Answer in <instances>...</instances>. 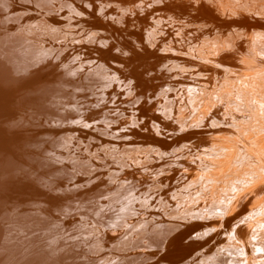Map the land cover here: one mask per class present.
Segmentation results:
<instances>
[{
	"label": "rangeland",
	"instance_id": "1",
	"mask_svg": "<svg viewBox=\"0 0 264 264\" xmlns=\"http://www.w3.org/2000/svg\"><path fill=\"white\" fill-rule=\"evenodd\" d=\"M0 1H1L0 2V7H1L0 8V54H1L0 55V113H1V116H0V160H2L4 156H5V159H6V158H10V156L12 155V156H14L13 159H12V161H11V159H8V160H9V162L11 161L13 163L16 162V164L18 163V167H16V164H15V166H14L15 169L16 168H21L22 170H24L26 168V170L31 171V173H33V174L35 172V174H34L35 176H34V178L32 177L33 179H31V183H28L30 187L29 188L27 187V188L28 189H32L31 193H29L28 195L24 194L25 192L22 191V190H16L15 189V191H18L19 192L18 195L17 194L14 195L13 193H10L11 196H7V195H9V192L8 191H10V190H8L7 192L5 191L6 189L1 190L3 192L5 191V192L4 193L3 192H0V197H1L0 198V204H1L0 205V218L3 217L2 215H4V213H5L4 216L6 217L7 216L6 214L11 215V212H16V210L17 211L18 210L19 211H22L23 213H26L27 211H30L29 213H31V212L32 213L33 212L35 213V212H37V210H39L40 207H42V208H40V210H42V212L44 211V213L46 212V215L50 216L49 218H51V219L48 218L47 219L48 221L46 219H45V221L44 220H41V223L38 221L41 224L40 227L38 226V228L42 231L43 235H44V233H46L42 237L44 239H47V241L49 239L48 237H51L49 239V241H51L53 238H55V239L57 238L56 240L58 241L55 244V247H52L51 246L52 248L49 249V250L52 251V252L50 251V254L52 255V259H53L52 262H51V264H55V262H54V261H56L55 259H57L56 263L59 260L61 261V262H58V264H65L66 263V262H64L65 260L68 261V262H69V260H71V263L70 262L69 263L67 262L66 264H72V263L73 264H79L80 261H81L80 264H82V262H83V264H91V263L96 264L97 261L99 262V263L97 262L98 264H103V263L104 264H112V263L113 264H120V263L121 264H127V263L128 264H137V263L138 264H157V263L158 264H214V263L215 264L216 263L217 264H234L235 263L234 262V259H236V258L239 259L240 257H243L242 259H245V260H247V259L250 258V260H248V264H256V263L257 264L258 263L261 264V262H260L259 259L262 257V254H264V250H263L264 249V246L262 248H258V246H259L258 243L261 242V239H260V236L257 235V232L259 231V233L262 234V232L264 231V228L263 227H261V228L258 227V228H256L257 229L256 230V229H254L255 228L254 225L256 224L257 221H260L261 219H263L261 217H264L263 216L264 215V212L263 213H258V214H260V215H258V214H255L254 211L263 202V200H264V193L263 194H260L259 196H256L257 198L256 197L255 198L257 200L255 198H252V197L249 198V199H247L246 200L247 203L244 202L245 204H247V206H245L244 203H243V206H238V209H235L236 211L235 210L231 211V213H230L231 216L229 215L227 218H224L223 221L221 219H219L220 217L217 218V214H219L218 212H212V211L211 212L210 211L208 212L207 210H205V209L203 210L202 209L203 213H202V211L199 213V211L201 210L200 207L202 205L201 204L202 202H208L207 199L209 200L212 197L213 198H218L219 196L222 197L223 195H225L226 193L229 192V190H230V188H229L230 185L229 184H231L234 180H236L237 177L240 178V177H243L244 176L243 175V173H244V167L236 159L239 156L243 155L244 153H247L249 150L252 152V150L249 147L247 149L246 146H244L245 145L244 142H242L243 141L242 138L245 137L244 136L245 133L244 132H242V133L239 132L238 135H233L232 132H234V134H235V132H236L235 130L236 129H234L232 127H229V126H222V127L220 126V127H212V128H205V127L200 126V128H198L199 126H197L195 124L197 121H194V120H197L198 117L201 114H198L197 115L198 117H197L195 114H197L198 111L196 112V110H195V112H194V110H193V112H192V108L190 109V107L186 104V101H187L188 97L186 95L187 93H185V92L186 91H189L188 89H189V87H191L190 84L192 83V86L193 87H191V88L193 90H194V87L195 86L202 85L201 87H199L200 90H201V88L204 85V87L206 88V91L208 92V95L210 97L212 95H214V96L217 95V97H220L221 99L224 100V102H222V104H220V106L223 107L222 109L216 110L217 113L214 112L215 110H212V112H208L209 114L211 113V114L217 115L218 118L219 117L220 118L223 117V119H225L226 122L227 121L229 122L231 120L230 118H235L236 119L238 117L237 120L239 122H241V124L239 126V130H245L246 128L252 129V127H253V131L256 132L257 134H259L258 132L264 131V130H261V128L264 129V127L262 126L264 123L261 122V121H259L257 119V117L254 115L256 113L255 112H252L251 113L248 110H246V108H248L249 105L248 106H244V109L243 110H241V109L238 108V107L241 106L240 104H245L246 102H247L246 104H248L251 100L250 99H247V97L244 98V99L242 98L241 101L235 99L236 96L239 95V94H240L239 95L240 97H244V96H246V95L249 94L247 91H244L245 89L243 87V84L239 82L238 85H240V86H238L237 85V83H238L237 81H235V82L231 81L229 84H224L222 86L220 84H217V77H215V76H210L208 78V83L202 84L201 81H200L201 83L200 82H195L194 83V82L191 81V79L187 78V80H186V77L184 78V77L181 76L182 78L177 83H175V85H177V88L178 89H179V87L182 89L181 92H180V90H177V91H179L181 94H184V95L181 96V94H180V95H177L176 96V95H174V93L171 94V95H169L170 93H168L165 96V98H169L171 100L174 99V101L176 102V105L178 104L179 107L180 106L182 107V105H184V109L185 110L182 109V111H181L182 112V115H180L181 112L178 111L179 110V107L177 106L178 107L177 110L175 109L173 111V115H172L174 119H171V118H167L166 119L164 116L161 115L162 114L161 111H159V108L161 107L159 105L161 103V100L163 101L164 98H163V96H161V94L157 90H158V88H163V87L167 88L168 85L167 86L162 85V84H160V82H157V81H155L153 83V82H151L149 80H143V82H142L141 79H140V81L138 82V84L136 86V89H137L136 90V94L138 93V94H141L143 96L144 99H142L140 102H141V105L142 106H145V108H146V110H144L145 108L142 107V113L141 114H142V118H144V119H142L141 125H137L136 126V125L129 124L128 129L126 131H127L128 136L132 135L133 137H128V138L123 137L122 139H119V138H115L114 139L113 138V139H110L109 140L106 137H103V135L98 134L96 130L93 131V129H92L93 127H87L86 126V125H88L87 123H85L86 125L80 123L82 121L81 119H83V118L84 119L87 118L85 120L86 122L91 121V118H88V114H89L88 112H84V111H81V110H80L79 113L74 112L75 114L72 115V116H70L69 117L70 119L68 118V119H66L67 120L66 121L63 118L64 120L62 119V122H61L60 120H58L56 118H51V117L49 118V116H50V114H49L50 112L49 111H46L45 110L46 111V113H45V111L42 110V109H39V108H31V107L26 109L25 104L22 101L19 102V100L21 98V95L20 94L26 92L29 95L31 91L33 93L35 91L41 90L46 85H53L55 82H57V79L54 76L55 75V72H54L55 67L57 66L58 62L61 64L62 63L61 61L63 59H65L69 54L75 53V54H73V57H68V58H72V59L75 58L76 62L81 63V62L78 61V59H77V57H75V55L76 54H80V53H84V52L86 54H89V52L92 51V49H90V47L86 44V41L84 39H81V38L73 39V33L76 34V30L80 27V25L79 24H76L72 28L66 27L64 25L61 28H57V27H54L53 24L59 25L60 23H62V22L64 23L65 21L67 22V24H72L76 20H65L64 17H61L60 15H58V13H61V12H55V13H49V14H42L41 10L39 8L34 7L33 5L29 4L28 3L29 1L27 2V1L22 0V2H24V3H22L21 0H19V2H18V0H7V1L6 0H0ZM67 1H70V0H67ZM1 4H3V5H1ZM42 17L46 18L48 21H50L52 23L48 22V23L44 24L39 19V18H42ZM76 18L78 20L79 17H76ZM80 23L83 24L84 26H90V25L96 23V20H85V19H82ZM38 25L42 29H44V25H46V27H48L49 30L53 29V27H54L55 28L54 31H56L58 33H62L63 31H69V32H72V33L67 36L68 39L65 41V43H60V42L54 40L53 38H51L49 36H45V35L43 36V35H41L40 34L41 31H39L40 29H39V26ZM27 26H29V27H27ZM24 28L27 29V30H25ZM26 32H28V33H26ZM37 32H39V33H37ZM16 33H18V34L15 35ZM13 36H15V41H14ZM29 37H31V39H29ZM15 42H16V45H15ZM20 42H21V44H20ZM5 43H7V44L5 45ZM22 43H24L23 45H25V43H28V45L26 44L25 45V48H24V46L22 45ZM30 43H34V44H30ZM2 44H3L4 47H7L6 49L8 50V52H7L8 54L4 52V51H6V49L3 46H1ZM37 44L42 45V47L39 49L38 47H36ZM12 45H13V47H12ZM20 45H22V46L20 47ZM15 46H16V48L18 50L17 52H15L16 51V48H14ZM45 46L46 47L52 46V47H50L52 50L50 51L49 49H47V52H48L47 53L46 50H44V48H43ZM22 47H23V50H22ZM28 48L31 49V50H28ZM13 49H15V50L13 51ZM33 49L34 50L36 49L37 51H34ZM26 50H28L30 53L28 51H26ZM11 51L13 53H16V54L18 53L19 55L18 54L17 55L15 54V55L18 56L19 58H20V54H22L21 56H25L26 55L27 58L30 55H32L34 57H38L39 60H37L35 62L37 65L36 64H33L34 66L32 65L31 67H26V69L27 68L28 69H27V71L25 69V71H26V73H25L24 69L21 68V67L24 68V65L21 64V62L24 61V59L22 58L21 61L17 57H16L17 58L16 59L15 56L13 55V53ZM31 52H33V53L31 54ZM34 52L36 53L37 56L35 55ZM37 52L38 53L41 52V54H38ZM43 52L44 53L46 52L45 53L46 55H48V54H50V55L48 57H45L46 55ZM151 55L154 56V57L156 55V59H158V61L161 60L162 57H163L161 55V53H157L155 55H153V53H152ZM43 57H45L44 60H43ZM54 57H55V59H54ZM46 59H48V62H47ZM83 60H82V62H83ZM7 61H9V62H7ZM39 61L42 62V63H40ZM5 62H7L8 65H6ZM51 62H53V63H51ZM13 63H15V67H12V64ZM42 65H44V66H42ZM253 65L255 66V64H253ZM16 66H20L19 67L20 69L19 68H16ZM37 66H40V67L38 68ZM254 66L248 65V67H250V68L247 69V70H249L250 73L257 74L258 73V70L255 69ZM29 68H30V70H29ZM6 69L8 71H10L11 69H13L14 70V73H15V69L17 70L16 74L12 73L13 74L12 76H13V78H15L14 80L16 81V82H14V84L13 83H10V82L9 83L8 82L6 83L7 79H6V77H4V75L5 76L8 75V73H7L8 71ZM40 69H44V70L42 71ZM5 70H6V72H5ZM27 73H29V74H27ZM31 74H32V77H31ZM52 75H53V77H52ZM25 76H26V79H25ZM26 80H27V83L25 82ZM31 81H33V82H31ZM37 82H38V84H37ZM178 83L180 85H178ZM35 84L37 85V87H36ZM186 84L187 85L188 84L190 85V86L188 85V89H187ZM195 84H197V85H195ZM33 85H35V87H33ZM47 87H45V89ZM191 88H190V91L192 92L193 90ZM115 92L117 93V99L122 102V104H119V105H123V106L128 105L129 104V100L130 99H133L136 96L135 93H133V92H127L126 90H124V88H121L120 89V87H118V88L116 87L115 88ZM194 92H195V90H194ZM194 92H192V93H194ZM197 92H198V96H200L201 95L200 92H202V90L201 91H197ZM124 93H127V94L130 93V94L127 95V94H124ZM10 94H12V95H10ZM46 94H47V92H46ZM173 96H175V97H173ZM183 96H185L186 99ZM126 97H128V98H126ZM200 97H203V96L201 95ZM200 97H199L198 103L200 102V99L203 100V98H205V97H203V98H200ZM124 98H126V99H124ZM146 98H148V99H146ZM180 98H181V103H180ZM230 101H231V103H230ZM182 102H184V103H182ZM154 103H156L157 105L154 104ZM209 103H211V102H209ZM225 103L226 104H229L230 106L227 108V106L224 105ZM22 105H23V107H22ZM185 106H187V107L185 108ZM200 107H201V105H200ZM27 110H28V112H27ZM30 110L31 111H35V113H37V114H35L34 112L31 113ZM148 110H150V111H148ZM13 111H15L16 113L13 112ZM205 111H206V108H205ZM222 111H223V113H221ZM23 113H25V114H23ZM199 113H200V111H199ZM16 115H19L20 117L19 116H16ZM122 115H124V113L121 111L120 114L119 113H116L113 116V118L114 119L116 118L117 119L116 121H118V122L121 121V120H127L128 119V116H125V115L122 116ZM175 115H177V116H175ZM21 116L22 117L24 116V118H22ZM29 116H30V118L28 119ZM186 116H187V118L189 117L188 118V122L191 121L193 123L186 122L185 129L184 128H181V127L179 128V123L175 121V118L178 119V118L184 117V119H185ZM232 116H235V117H232ZM15 119H17V121ZM40 119H42V120H40ZM49 119H50V121H49ZM155 119L159 122V126L156 124ZM208 119L210 121L211 118L208 117V115H206V116L204 115L202 120L203 121L205 120L204 123L207 124L208 123ZM11 120H15V121H12L11 122ZM30 120H32L33 122L30 121ZM59 121H60V123H59ZM4 122H5V124H4ZM15 122H17V123L15 124ZM7 123H8L7 126L10 127V128H8L6 126ZM36 123H38V124H36ZM149 123H150V125H149ZM201 123H202V121H201ZM252 123H255L259 127L258 126L251 125ZM39 124H41V125H39ZM56 124L58 125V127H57ZM189 124H193L194 126L191 125V127H193V128H191ZM12 125L13 126L16 125L15 128H13ZM144 125H146V126H144ZM153 125H156V127H154ZM187 125H189V126H187ZM40 126L41 127L43 126V128H41ZM91 126H93V124H91ZM48 127H50L49 130H48ZM143 127H146V128H143ZM23 128H24V130H23ZM37 128L38 129L41 128L40 131L39 130L37 131L36 130ZM52 129L55 130V131H53ZM67 129L71 130L73 133L71 131L67 130ZM28 130H31V131L33 130V133L31 131H28ZM41 130L42 131H44V130L46 131L47 130V131L46 132L44 131L41 134ZM24 131H26V132H24ZM74 131H75V134H76L75 136H74ZM160 131H161V133H160ZM189 131H191V132H189ZM49 132L52 133V134L50 135ZM55 132H56V135L54 134ZM65 132L67 133L66 135H64ZM158 132H159V135H158ZM37 133L40 134V136H38ZM25 134H27L26 137H25ZM29 134H31V135H29ZM196 134H197V136H196ZM229 134H231V135H229ZM47 135H49L50 138ZM52 135H54V136H52ZM182 135H185V136H182ZM64 136H66V137H64ZM231 136H232V138H231ZM238 136L239 137H242L241 138V141H240V139H238L239 138ZM13 137H16L15 138L16 140ZM23 137H24V139H23ZM33 137H34V139H33ZM179 137H181V138H179ZM182 137H183V140L184 141L182 140ZM206 137H209V138L206 139ZM223 137H225V138H223ZM12 138H13V140H11ZM46 138H47V140H42V139H46ZM71 138H73V139L70 140ZM210 138H211V140H210ZM7 139H9L8 142H7ZM105 139H107V140H105ZM204 139H205V143H204ZM221 140H224V141H221ZM28 141H30L29 143H31V141H32L33 144L32 143L29 144ZM35 141L38 143V145L35 144L36 143ZM72 141L75 144V145L73 144L74 146L71 144ZM103 141L104 142L106 141L109 144H112L113 143V144H115V146H117V144H120V143L121 144H125L128 141L139 143L138 144V146H139L138 148L139 149L141 148V150H138L137 155L141 159L138 162H133L132 163L133 160H131L130 158H125L126 160H128L127 162L130 161V164H128V165L127 164L126 165H122L120 163V161H118L117 159H115L114 161H112L114 159V157L113 156H110V158H111L110 159L109 156L106 155L107 154V150L109 149L110 145H106V147L108 149L106 147H103V145H104ZM15 142L18 143V144H16ZM183 142H185V143H189L190 142V143L194 144V146L191 145V146L187 147V145H186L185 148L187 147V149L185 150L184 146L182 145ZM199 142H203L204 144H207V145H209V142H210V144L215 143V144H213L214 147L216 145H220V146L223 145L222 147H225L226 149L228 147V149L225 151V152H227V156H226V153L225 152H221L222 155L217 156L216 159H215L214 156H211V157L208 158L207 156L203 155L202 153L200 154V149L196 146V144L198 145ZM240 142H242V143H240ZM50 143H51V145H50ZM140 143H141V145H140ZM216 143H218V144H216ZM12 144H13V146H12ZM19 144H21V145L19 146ZM48 144H49V146H47ZM150 144L156 145L158 147V149L156 151H154L156 155H152V158L151 157L150 158L147 157V155L150 152L147 153V152L142 151V148L145 145H150ZM7 145H9L8 148H7ZM35 145L36 146H39L40 145L41 149H40V147H36ZM1 146L4 147V148H2ZM14 146L15 147L18 146V147H16L17 149L13 150V148H15ZM54 146L55 147L57 146V148L58 147L59 148L58 149L57 148L55 149ZM23 147L25 148V150H24ZM177 147H180V148H177ZM18 148H19V150H18ZM22 148H23V150H22ZM72 148H74V149H72ZM171 148H173V151H172ZM196 148H197V150L199 152L196 151ZM7 150H9V151H7ZM16 150H18L20 152V154ZM45 150L47 151L46 153H45ZM246 150H248V151H246ZM51 151H52V153H51ZM195 151L198 152L200 155L199 154H195ZM26 152L27 153L30 152V153L27 154ZM56 152H60V153H56ZM3 153H4V155H3ZM9 153H10V156H9ZM55 153L57 154V156H55L56 155ZM29 154H33V155L32 156L30 155L28 157ZM37 154H39L38 155L39 158L41 157L40 159L37 157ZM251 154H253V152ZM34 155H35V157H34ZM144 155H146V156H144ZM190 155H191V157H188ZM1 156H3V157H1ZM174 156H176L177 158L174 157ZM24 157H26V158L28 157V158L26 159ZM42 157H44V158H42ZM45 157H47V158H45ZM218 157H220V158L218 159ZM29 158H31L33 161L30 160ZM158 158H159V160H158ZM5 159H3L0 162L3 163V161ZM23 159H25V160L23 161ZM54 159H55V161H54ZM56 159H57V161L59 159V162H56ZM88 159L90 161V165H89V161H87ZM60 160H61V162H60ZM71 160H73L74 163ZM200 160H201V162H200ZM48 161H49V163H48ZM25 162H26V164H25ZM29 162H31V164H32L33 167L31 166V164ZM38 162H39V165H38ZM207 162H208V164L210 166V169H208L206 171L205 170V167L203 168V166ZM13 163H10V164L13 165ZM199 163H201V164H199ZM10 164H8V165H10ZM19 164H20V166H19ZM21 164H23V165H21ZM27 164H28V166L26 167ZM33 164H36V165H33ZM87 164L89 165V168H88V165ZM45 165H46V167H45ZM58 165H59V167H58ZM85 165H87V166H85ZM51 166H52V168H51ZM216 166H218V168ZM36 167H39L38 170H37ZM42 167H44V168H42ZM82 167H85V169L83 170ZM14 168L13 169L12 168H9V169H12L14 171V174L11 175L12 177L10 179L7 178V180H6L7 183H8V181H11L13 179L17 180V177L20 178L24 174L23 172H22L23 174L20 171L18 172V170L15 171ZM32 168H33V170H32ZM46 168H50V169H47L48 170L47 171ZM53 168H54V171H53ZM70 168L73 169V172H72V170H70ZM74 168L76 170L79 169V170H77L78 172ZM58 169H60L59 172H58ZM36 171H38V172H36ZM68 171H69V173H68ZM159 171H161V172H159ZM179 171H182V172H179ZM57 172H58L59 176L62 177V179L58 176ZM62 172H64V173H62ZM76 172H77V174H76ZM36 173H37L38 176L36 175ZM73 173H75V174H73ZM20 174H22V175H20ZM33 174H32V176H33ZM41 174H42V176H41ZM44 174H45V176H44ZM49 174H51V175L53 174V175L52 176H49ZM55 174H56V176H54ZM65 175H67V176H65ZM74 175H76L75 178H74ZM108 175H109V177H108ZM204 175H205V178L203 177ZM39 176H40L39 180L42 178L40 180V182H39V180H37L38 179L37 177H39ZM209 176H210V178L211 177H214V179L211 178V180H210ZM64 177H66V179ZM196 178H198V179H196ZM181 179H182V181H181ZM44 180L45 181L47 180L46 181V185L44 183L45 182ZM86 180L90 184H88L86 182ZM129 180H132V181L136 180L135 182L137 184H139V182H141L143 184L144 183H153V184L157 185L159 188H157L158 191H157V189H155V190L154 189L153 190L148 189L145 192L146 194L144 193L145 196H146V198H147L145 202L141 201L142 199H139L138 200V199L135 198L134 201L130 204L131 206H133L135 208V209L133 208L135 211H132V213L131 212H128L129 214L126 212L125 216L123 217L124 219H122L121 222L118 221V223H117L114 220V217H113V216H115L114 210H111V209H109V207H107V203L109 201V199L107 198V195L109 194V192L112 189H114L115 186H117V185L119 186L121 183H124V184L126 183L124 186H126V188H127V184H128L127 181H129ZM188 180L189 181L194 180V184L191 185L192 187H189L188 186V189L184 190L185 191L184 192L182 190L184 188H182V187H183L184 183L186 181H188ZM41 181H44V182H41ZM82 181H83V183H82ZM122 181H124V182H122ZM172 181H174V182H172ZM53 182H54L55 186L53 185ZM164 182H167V184L164 185L165 184ZM198 182H200V183H198ZM161 183H164V184H162L163 186L161 185ZM187 183H185V184H187ZM64 186H66V187H64ZM76 186H80V187L77 188ZM81 186H82V188H81ZM193 186H195V187H193ZM62 187H63V193H60V192H62V189H61ZM67 187H70L71 190L69 188H67ZM27 188H24V189H27ZM54 188L55 189L58 188V189L55 190ZM64 188H66V189H64ZM101 188H102V190L103 189L104 190L106 189V191H104V190L102 191ZM174 189L177 190V192H180L181 194H176V196H174L175 195L174 194L175 193L174 192ZM78 190H80V191H78ZM15 191H14V189H12L10 192L16 193ZM43 191H44V194H43ZM57 191H58V193H57ZM64 191H65V194H64ZM74 191H76V192H74ZM225 191H226V193H225ZM104 192H106V193H104ZM155 192H157V194ZM1 193L3 195H1ZM38 193H40V194H38ZM83 193H84V195H82ZM151 193H153V194H151ZM37 194H38V196H37ZM189 194L191 196H193L194 198H192L191 196L189 197ZM67 195L69 197H77V196L82 197L83 198L82 199L83 202H85L88 205L89 208H83L82 209L79 206H76V208H75L74 206H72L70 204L67 205L66 204L67 203L66 202V197H68ZM150 195H151V197H150ZM180 195L182 197H180ZM183 195H185V196H183ZM187 195H188L189 198L187 197ZM2 196H4L5 198L2 197ZM157 196H161L162 199L165 197L164 200L167 201V202H165V201L162 200V203L159 204L158 206H156L157 205L156 203H158V202L157 201H154L155 200L154 198H157ZM209 196H211V197L209 198ZM11 197H12V199H15V200L11 201L12 200ZM30 197L32 198V200H31ZM56 197H57V199H56ZM34 198L36 199V201H35ZM62 198H63V200H62ZM23 199L24 200H27V201L30 200L33 203L36 202L37 204H39V205L42 204V205L39 208H37L36 206L35 207L30 206L31 207L30 208V207H28V205H24V204H23V206L19 205L17 207V204L18 203L26 202ZM37 199H38V202H37ZM198 199H200V200H198ZM3 200H5V201H3ZM55 200H57V201H55ZM59 200H61V201H59ZM6 201H8V203ZM9 201H10V203H9ZM90 201H92V202H90ZM140 201H141V204H139ZM148 201H149V203H148ZM13 202H14V204H13ZM187 202H189V203H187ZM60 203H62V204H60ZM95 203H96V205H95ZM167 203L168 204L170 203L169 206H168ZM199 203H200V206H199ZM15 204H16V206H15ZM90 204H92V205H90ZM148 204H150V205L147 206ZM2 205L4 206V208H3ZM151 205L153 206V208H151L152 207ZM24 206H25V208H28V209H25ZM90 206H91V208H90ZM104 206H106L107 209ZM172 206H174V207L176 206L177 208L175 207V209L173 211ZM187 206L189 208H191V209L186 208ZM19 207H20V209H18ZM22 207L24 208V210H23ZM139 207H140V209H139ZM169 207H170V209H169ZM242 207H245V208H243L244 210L242 209ZM43 208H44V210H43ZM54 208H56V210ZM57 208H60V209H57ZM103 208H105L106 210L103 211L102 210ZM194 208L196 210H198V211H196ZM239 208H241L240 209L241 211H239ZM10 209H12V210H10ZM72 209H73V211L71 212ZM80 209H81V211H80ZM182 209H184V211L186 210L187 213L184 212ZM5 210H7L8 213H7V211L5 212ZM166 210H168V211L165 214ZM187 210L190 211V213ZM191 210H192V212H191ZM58 211H61L62 213L61 212H58ZM78 211H79V213H77ZM137 211H138V213H137ZM51 212H53V214L55 213V215L57 214V216H54ZM173 212H175L176 214H174ZM29 213L27 212V214H29ZM59 213L62 214V215H60ZM201 213H202V215H201ZM246 213H248V214H246ZM63 214H64V216H63ZM70 214H72V215L74 214V215L72 216ZM107 214H108V217H107ZM111 214H112V216H110ZM170 214L173 217L170 216ZM189 214H191V215H189ZM30 215H32V214H30ZM66 215H69V218L70 219H68V216H66ZM205 215H206V217L207 216L208 217L206 218ZM212 215L213 216H216V219H214L215 217L212 218ZM109 216L112 217V219ZM134 216H136V218ZM246 216H249L250 218L249 217H246ZM99 217L102 218V220H104V221H101V219H99ZM179 217H180V219H179ZM238 217H239V219H238ZM181 218H184V219H181ZM244 218L246 220H244ZM94 219H95V221H93ZM108 219H111V220H108ZM50 220H51V222H50ZM65 220H67V222ZM123 220L124 221H127V222H124ZM141 220H142V222H141ZM59 221H61L62 224ZM106 221H108V222H106ZM251 221H253V222H251ZM4 222H6V219L4 220ZM4 222H2V223H4ZM43 222H45L46 224L48 223V226L49 227L45 223L43 225ZM74 222L75 223L77 222V223L75 224ZM80 222H81V224H80ZM90 222H92V223L89 224ZM144 222H145V224L142 225V223H144ZM63 223H66L65 226H63L64 225ZM108 223H109V225H106ZM133 223H135V225ZM136 223H137V225H136ZM159 223L161 225H158ZM237 223H239V224H237ZM240 223H241V225H240ZM131 224H132L133 227L131 226ZM42 225L43 226L46 225L47 227H45V228H50L51 227L52 229L51 230L50 229H46V230H50L47 233L46 230H45V228ZM91 225H93V226H91ZM104 225H105V227H101V226H104ZM236 225H239V226H236ZM246 225L248 227H246ZM68 226L70 227V229L71 228L72 229L69 230V227ZM125 226L127 228H125ZM166 226H169L170 228H168V227L166 228ZM1 227H3V224L0 223V228ZM75 227H76V229H75ZM86 227H87V229H86ZM88 227H92V228H88ZM93 227H94V229H93ZM145 227H147L146 230H148V231L145 230ZM53 228H54V230H53ZM81 228H83V229L81 230ZM110 228H112V229H110ZM140 228H142V229H140ZM233 228H235V229H233ZM88 229L91 230L90 231L91 235L94 233V231H95L96 234L94 233L92 236L89 235L90 233H89ZM128 229H130V230L128 231ZM155 229L158 230L156 233H161V230H162V233H163L165 229H167V230L168 229H171V230L173 229L174 231L173 230L172 231L171 230L170 231L168 230L169 232L166 233L167 235H166L165 241H164V238L163 239H161V238L158 239L160 236L159 237H156V239H155L154 237H152L150 235V234L153 233V231ZM159 229H160V231H159ZM76 230H77V233H76ZM233 230L234 231L236 230V232H237V234L239 236L236 235V233H234L235 234V236H234ZM51 231L53 232V234H52ZM73 231H74V233H73ZM131 231H133V232H131ZM70 232H71V234H70ZM85 232L86 233L88 232V233L85 234ZM97 232L100 234V236L98 235ZM125 232H127V233H125ZM246 232H248V233H246ZM59 233H60V235H59ZM68 233H69V235H67ZM111 233H114V234H111ZM141 233H142V235H141ZM47 234L48 235H51V236H47ZM246 234H248L247 235L248 236V239L246 237ZM59 237H63V238H59ZM81 237L84 238V239H82ZM88 237H89V240H88ZM115 237H116V239H115ZM239 237L242 240L241 239H238ZM123 239L124 240L126 239V241H124ZM138 239H139V241H138ZM140 239H142V240H140ZM149 239H151V240H149ZM63 240H64V243L62 242ZM69 240L72 241L73 243L70 242ZM129 240H130V242H129ZM157 240H160V241H157ZM59 241L62 242V243H60ZM66 241L68 242L69 245L67 244ZM78 241H79V245H78ZM127 241H128V243H127ZM140 241L141 242L143 241V242L141 243ZM151 241H153V243ZM240 241H243V242L245 241L244 242L245 245H243L244 243L243 242H240ZM247 241H249V242L247 243ZM120 242H122L121 243V246L122 247L120 246ZM145 243H148V245L146 246ZM158 243H160V245ZM161 243H163V244L161 245ZM246 243H247V245H249V247L246 246ZM124 244H126V246H129L130 245L129 246L130 249L128 247H125ZM138 244H140V245H138ZM80 245L81 246L84 245V247H81V248H85V250L84 249H81L80 248ZM112 245H114V246L112 247ZM123 245H124V247H123ZM135 245H136V247L138 245V248H136ZM230 245H231V248L229 247ZM239 245H240L241 248L237 249L236 247H238ZM57 246H59V248L61 250H59V248H57ZM75 246H76V249H75ZM152 246H154V247L152 248ZM242 246H244L246 248H244ZM68 247L71 248V249H69ZM247 247L250 248V249H248ZM86 248L88 250H86ZM126 248L129 249L128 250V253L125 252V251H127ZM132 248H133V250H132ZM108 249L111 250V251H109ZM243 249L246 250L245 251L246 253H244V250ZM232 250L237 255L235 253H233ZM76 251L78 253H76ZM79 251H80V253H79ZM73 252L76 253V254H74ZM82 252H84V253H82ZM134 252H135V256L134 255L132 256V254H134ZM69 253H72V254H69ZM137 253H138V255H137ZM248 253H251V254L253 253L252 254L253 256L251 254L248 255ZM64 254L65 255L69 254L71 256H69V258H68V255H67L66 256V259H65V255ZM90 254H92V255H90ZM218 254L219 255L221 254L222 256L223 255L224 256L222 257V256H219ZM226 254H228V255H226ZM75 255H77V257ZM127 255H128L129 258H130V256H132L131 257L132 259L130 258V260H129V258L127 257ZM232 255H233V257H232ZM56 256H57V258H56ZM58 256H59V258L61 256L64 259H62V258L59 259ZM73 256H74L75 259L73 258ZM83 256H84V258H83ZM217 256H219V257H217ZM257 256H259L260 258L259 259H255V258H257ZM133 257L134 258H137V260L134 259ZM221 257L223 258L222 261H221ZM70 258H72L73 261L75 260V262H72V259H70ZM107 259H109V260H107ZM138 259H139V261H138ZM91 260L94 261L95 263L92 262ZM101 260H103V261H101ZM140 260H142V261H140ZM145 260H146V262H144ZM130 261H131V263H130ZM134 261L135 262L137 261V262L135 263ZM219 261H221V262H219ZM245 264H247V263H245Z\"/></svg>",
	"mask_w": 264,
	"mask_h": 264
},
{
	"label": "bare ground",
	"instance_id": "2",
	"mask_svg": "<svg viewBox=\"0 0 264 264\" xmlns=\"http://www.w3.org/2000/svg\"><path fill=\"white\" fill-rule=\"evenodd\" d=\"M7 1V0H6ZM24 1H29L28 3L33 5L34 7H37L41 10L42 14H49V13H55V12H61L58 13V15H60L61 17H64L65 20H76L74 23L72 24H67V22L65 21L64 23H60L59 25H54V27L57 28H61L64 25L66 27L72 28L73 26H75L76 24H79L80 27L76 30V34L73 33V39H77V38H81L84 39L86 41V44L90 47V49H92L91 52H89V54L84 53H80V54H76L75 57H77L78 61L81 63L76 62L75 58H68V57H73V54H69L65 59H63L61 62L63 63H59L57 64V66L55 67V77L57 79V82H53V85H46L45 87H47L45 89L42 88L41 90L35 91L32 93V91L30 92V94L28 95L26 92L20 94L21 98L19 100L22 101L25 106L26 109L27 108H39L42 110H46L49 111L50 116L49 118H56L58 120H60L62 122V119L64 118L65 120L68 119L70 116L74 115V112L79 113L80 110L84 111V112H88V118H91V121L86 122L85 120L87 119H81L82 121L80 123L85 124L87 123L88 125H86L87 127H93V131L96 130L98 134L103 135V137H106L107 139H115V138H119L122 139L123 137L128 138V137H133L132 135L128 136L127 134V129L129 124L131 125H141L142 122V107L145 108V106L141 105V100L144 99L143 96L141 94H136V86L138 84V82L141 81L143 82V80H149L151 82H160V84L165 85L168 87L165 88H158L157 91H159V93L161 94V96H163L164 100H161V103L159 106H161L159 108V111H161V115L164 116L166 119L167 118H173V111L179 107V105H176V102L174 101V99H169V98H165V96L170 93L169 95L173 94L174 95H180L182 89L179 87V89L177 88V85H175V83H177L182 77H186L191 79L192 82H202V84L208 83V78L210 76H215L217 77V84L220 85H224V84H229L231 81L235 82L237 81V85L240 83L243 84L244 87V91H247L249 94L244 96V97H240L239 95L236 96L235 99L240 100L243 98L250 99L251 101L248 104H240L241 106L238 107L239 109L243 110L244 106H248V108H246V110H248L249 112H255L256 114H254L257 119L261 122L264 123V0H24ZM1 2V1H0ZM19 2V0H18ZM22 2V0H21ZM4 3V2H3ZM24 3V2H22ZM3 5V4H1ZM8 7V6H7ZM1 8V7H0ZM6 8V7H5ZM2 12V11H1ZM76 17H79L78 20ZM3 18V17H2ZM44 24L50 22L48 21L46 18L42 17L39 18ZM85 19V20H96V23L90 25V26H84L83 24H81V20ZM29 23V22H28ZM52 23V22H50ZM28 25V24H27ZM22 26V25H21ZM39 26V25H38ZM29 27V26H27ZM49 30L48 27H46V25H44V29H42L39 26V31H41V35H45V36H49L51 38H53L54 40L60 42V43H65V41L68 39V35L71 34L72 32L69 31H63L62 33H58L56 31H54V28ZM20 28V27H19ZM38 28V27H37ZM25 29V28H24ZM27 30V29H25ZM84 32V33H83ZM28 33V32H26ZM39 33V32H37ZM18 33H16L15 35H17ZM31 34V33H30ZM29 35V34H28ZM12 36V35H11ZM33 36V35H32ZM38 36V35H37ZM36 36V37H37ZM35 37V38H36ZM14 41H15V36H13ZM12 39V38H11ZM29 39H31V37H29ZM159 39V40H158ZM33 40V39H32ZM26 41V40H25ZM24 41V42H25ZM27 42V41H26ZM29 42V41H28ZM4 44V43H3ZM3 44L1 46H3ZM7 43H5L6 45ZM21 44V42H20ZM24 43H22L23 45ZM28 45V43H25V45ZM30 44H34V43H30ZM9 45V44H8ZM16 45V42H15ZM20 45V47L22 46ZM25 45L24 48H25ZM18 46V45H17ZM35 46V45H34ZM33 46V47H34ZM4 47V46H3ZM11 47V46H10ZM13 47V45H12ZM19 47V46H18ZM36 47H38L39 49L42 47V45L37 44ZM49 47H43L44 50L49 49L50 51L52 50ZM2 48V47H1ZM5 49L7 47H4ZM16 48V46L14 47ZM31 48V47H30ZM42 48V49H43ZM10 50V49H9ZM15 49H13L14 51ZM23 50V47H22ZM28 50H31L28 48ZM26 50V51H28ZM34 50V49H33ZM2 51V50H1ZM17 48L16 51L17 52ZM34 51H37L36 49ZM40 51V50H39ZM5 53L8 52V50L6 49V51H4ZM12 52V51H11ZM29 52V51H28ZM45 52V53H46ZM13 53V52H12ZM20 53V52H19ZM30 53V52H29ZM33 52H31L32 54ZM35 53V52H34ZM38 53V52H37ZM44 53V52H43ZM44 53V54H45ZM48 53V52H47ZM52 53V52H51ZM71 53V52H70ZM153 53V55L157 54V53H161V55L163 56L161 60L158 61V59H156V55L155 57L152 56L151 54ZM8 54V53H7ZM16 53H13V55L15 56V58L17 57L18 59H20V61L22 60V58L24 59V61L21 62L22 65H24V68L21 67L22 69H26V67H31L33 64H36L35 62L38 59V57H34L32 55H30L28 58L25 56H21L22 54H20V58L18 56L15 55ZM28 54V53H27ZM38 54H41L38 53ZM1 55V54H0ZM3 55V54H2ZM5 55V54H4ZM12 55V56H13ZM19 55V54H18ZM24 55V54H23ZM34 55V54H33ZM36 55V53H35ZM46 55V54H45ZM50 54L46 55L45 57H48ZM11 56V57H12ZM37 56V55H36ZM43 57V60L44 58ZM53 57V56H52ZM16 58V59H17ZM40 58V57H39ZM80 58V59H79ZM82 58V59H81ZM14 59V58H13ZM55 59V57H54ZM84 59V60H83ZM48 62V59H46ZM52 60V59H51ZM83 60V62H82ZM15 61V60H14ZM56 61V60H55ZM9 62V61H7ZM6 63V65H8ZM17 62V61H16ZM19 62V61H18ZM40 62V61H39ZM42 63V62H40ZM53 63V62H51ZM4 64V63H3ZM10 64V63H9ZM45 64V63H44ZM255 64V66L253 65ZM5 65V64H4ZM37 65V64H36ZM248 65H252L255 67V69L258 70L257 74L254 73H250L249 69L250 67H248ZM34 66V65H33ZM44 66V65H42ZM41 66V67H42ZM55 66V65H54ZM12 67H15V63L12 64ZM20 66H16V68H19ZM36 67V66H35ZM34 67V68H35ZM38 68L40 66H37ZM46 68V67H45ZM48 68V67H47ZM20 69V68H19ZM28 69V68H27ZM26 69V71H27ZM32 69V68H31ZM54 69V68H53ZM7 70V69H6ZM5 70V72H6ZM30 70V68H29ZM40 70H44V69H40ZM46 70V69H45ZM8 71V70H7ZM23 71V72H24ZM25 71V73H26ZM17 70L15 69V73L14 70L11 69L10 71H8V75H4V77H6L7 81L6 83L10 82L13 83L16 82L13 78V74H16ZM21 72V71H20ZM34 72V71H33ZM36 72V71H35ZM37 73V72H36ZM218 73V74H217ZM18 74V73H17ZM21 74V73H20ZM29 74V73H27ZM33 74V73H32ZM31 74V77H32ZM41 74V73H40ZM39 74V75H40ZM50 74V73H49ZM53 74V73H52ZM24 75V74H23ZM45 75V74H44ZM51 75V74H50ZM19 76V75H18ZM17 76V77H18ZM42 76V75H41ZM182 76V77H181ZM20 77V76H19ZM23 77V76H22ZM53 77V75H52ZM29 78V77H28ZM183 78V79H184ZM23 79V78H22ZM26 79V76H25ZM41 79V78H40ZM47 79V78H46ZM18 80V79H17ZM31 80V79H30ZM50 80V79H49ZM37 81V80H36ZM39 81V80H38ZM27 83V80L25 81ZM33 82V81H31ZM200 82V83H201ZM4 84V83H3ZM38 84V82H37ZM47 84V83H46ZM171 84V85H170ZM190 84V83H189ZM188 84V85H189ZM9 85V84H8ZM26 85V84H25ZM36 85V84H35ZM35 85H33V87H35ZM42 85V84H41ZM178 85H180L178 83ZM188 85L187 89H188ZM191 87L192 83L190 84ZM189 85V86H190ZM197 85V84H195ZM194 85V86H195ZM207 85V84H206ZM6 86V85H5ZM20 86V85H19ZM29 86V85H28ZM27 86V87H28ZM202 85H197L194 87V90L189 87V91L190 88L193 90L192 93L191 91H186L185 93H187V101L186 104L190 107V109L192 108V112L194 110H196V112L198 111L197 114H195L196 116L198 114H201L197 120L195 124L197 126H199L198 128H200V126L205 127V128H212V127H222V126H229L232 127L234 129H236L235 134L234 132L233 135H238V133H245V137H239L238 139L242 138V142H244V146H246V148L248 149V147L252 150L253 154H251L252 152L248 151L247 153H244L243 155L239 156L236 160H238L239 163H241L244 167V173H243V177H237L236 180H234L230 185V190L228 193H226L225 191V195H223L222 197H218V198H210L211 196H209V200L207 199L208 202H202L201 207H200V211L199 213L202 211V209L207 210L208 212L212 211V212H218L219 214H217V218L220 217L219 219H221L223 221L224 218H227L231 211L238 209V206H243V203L246 202L247 199L249 198H255L256 196H259L260 194L264 193V131H260L258 132L259 134H257L256 132L253 131V127L252 129L246 128L245 130H239V126L241 124V122H239L237 120V118H230L231 120L227 123L225 119L222 118H218L217 115L214 114H209L208 112H212V110H215L214 112L217 113L216 110L218 109H222L223 107L220 106V104H222V102H224L223 99H221L220 97H217V95H212L211 97L208 95V92L206 91V88L203 87L201 88L202 92L201 95L203 97L198 96V92L197 91H201L199 87H201ZM240 86V85H238ZM17 87V86H16ZM31 87V86H30ZM37 87V85H36ZM120 87L124 88V90H126L127 92H133L136 94V96L133 99L129 100V104L128 105H119L122 104V102L120 100L117 99V93L115 92V88ZM161 87V86H160ZM23 88V87H22ZM25 88V87H24ZM205 88V89H204ZM26 89V88H25ZM35 89V88H34ZM32 90V89H31ZM177 90H180L177 91ZM239 90V89H238ZM18 91V90H17ZM29 91V90H28ZM156 91V92H157ZM185 91V90H184ZM23 92V91H22ZM47 92V94H46ZM148 92V91H147ZM155 92V93H156ZM127 94V93H124ZM130 94V93H129ZM127 94V95H129ZM12 95V94H10ZM184 94H181V96ZM189 95V96H188ZM15 97V96H14ZM169 97V96H168ZM175 97V96H173ZM185 97V96H183ZM182 97V98H183ZM199 97L203 98L200 99L199 101ZM19 98V97H18ZM17 98V99H18ZM128 98V97H126ZM124 98V99H126ZM148 99V98H146ZM184 99V98H183ZM186 99V97H185ZM202 100V101H201ZM246 100V99H245ZM184 101V100H183ZM13 102V101H12ZM18 102V101H17ZM144 102V101H143ZM211 102V103H209ZM147 103V102H146ZM180 103H181V98H180ZM184 103V102H182ZM231 103V101H230ZM20 104V103H19ZM27 104V105H26ZM145 104V103H144ZM156 104V103H154ZM201 107H200V105ZM21 105V104H20ZM139 105V106H138ZM148 105V104H147ZM157 105V104H156ZM225 106H227V108L230 106L229 104H224ZM239 105V104H238ZM24 106V107H25ZM178 106V107H177ZM23 107V105H22ZM187 106H185L186 108ZM206 108V111H205ZM3 109V108H2ZM182 109H184V105H182V107H179V112L182 111ZM208 109V110H207ZM32 110V109H31ZM30 110V111H31ZM36 110V109H35ZM146 110V108L144 109ZM185 110V109H184ZM187 110V109H186ZM29 111V112H30ZM45 111V113H46ZM121 111L124 113L125 116H128L127 120H121V121H116L117 119L113 118V116L116 113H121ZM150 111V110H148ZM200 111V113H199ZM224 111V110H223ZM223 111L221 113H223ZM15 112V111H13ZM28 112V110H27ZM35 111H31V113ZM41 112V111H40ZM185 112V111H184ZM236 112V111H235ZM16 113V112H15ZM22 113V112H21ZM42 113V112H41ZM191 113V112H190ZM239 113V112H238ZM25 114V113H23ZM37 114V113H35ZM40 114V113H39ZM48 114V113H47ZM180 114V113H179ZM193 114V113H192ZM245 114V113H244ZM243 114V115H244ZM3 115V114H2ZM31 115V114H30ZM122 115V116H124ZM182 115V112L181 114ZM194 115V114H193ZM208 115V117H210V121L208 119V123L205 124L203 119V116ZM235 115V114H234ZM1 116V113H0ZM19 116V115H16ZM15 116V117H16ZM44 116V115H43ZM46 116V115H45ZM48 116V115H47ZM177 116V115H175ZM190 116V115H189ZM195 116V117H196ZM223 116V115H222ZM20 117V116H19ZM22 117V116H21ZM196 117V118H197ZM235 117V116H232ZM10 118V117H9ZM18 118V117H17ZM24 118V116L22 117ZM26 118V117H25ZM30 118V116L28 117V119ZM73 118V117H72ZM76 118V117H75ZM82 118V117H81ZM189 118V117H188ZM188 118L186 116V118L184 119V117L182 118H175V121L179 123V128H184L185 129V125L186 122H188ZM48 119V118H47ZM63 119V120H64ZM70 119V118H69ZM78 119V118H77ZM256 119V120H257ZM2 120V119H1ZM17 121V119H15ZM15 120H11L15 121ZM39 120V119H38ZM42 120V119H40ZM243 120V119H242ZM3 121V120H2ZM10 121V120H9ZM32 121V120H30ZM29 121V122H30ZM35 121V120H34ZM37 121V120H36ZM50 121V119H49ZM48 121V122H49ZM53 121V120H52ZM57 121V120H56ZM59 121V123H60ZM67 121V120H66ZM88 121V120H87ZM202 121V123H201ZM6 122V121H5ZM4 122V124H5ZM24 122V121H23ZM33 122V121H32ZM54 122V121H53ZM156 124L159 126V122L155 119ZM191 122V121H190ZM188 122V123H190ZM249 122V121H248ZM17 122H15L16 124ZM51 123V122H50ZM71 123V122H70ZM152 123V122H151ZM193 123V122H191ZM227 123V124H226ZM245 123V122H244ZM38 124V123H36ZM91 124H93V126H91ZM148 124V123H147ZM153 124V123H152ZM8 125V123L6 124V126ZM41 125V124H39ZM51 125V124H50ZM57 125V124H56ZM150 125V123H149ZM190 127L193 124H189ZM187 125V126H189ZM195 125V126H196ZM243 125V124H242ZM251 125L253 126H258L255 123H252ZM261 125V124H260ZM5 126V127H6ZM10 126V125H9ZM13 126V125H12ZM16 126V125H15ZM15 126H13V128H15ZM18 126V125H17ZM34 126V125H33ZM135 126V127H136ZM146 126V125H144ZM154 127H156V125H153ZM184 126V127H183ZM194 126V125H193ZM264 127V124L262 125ZM261 126V127H262ZM8 127V126H7ZM24 127V126H23ZM26 127V126H25ZM31 127V126H30ZM41 127V126H40ZM47 127V126H46ZM58 127V125H57ZM73 127V126H72ZM71 127V128H72ZM189 127V128H190ZM259 127V126H258ZM10 128V127H8ZM21 128V127H20ZM43 128V126L41 127ZM40 128V129H41ZM50 127H48L49 130ZM138 128V127H137ZM146 128V127H143ZM153 128V127H152ZM188 128V127H187ZM193 128V127H191ZM18 129V128H17ZM22 129V128H21ZM28 129V128H27ZM30 129V128H29ZM34 129V128H33ZM40 129H36L37 131ZM58 129V128H57ZM63 129V128H62ZM66 129V128H65ZM154 129V128H153ZM197 129V128H196ZM260 129V128H259ZM24 130V128H23ZM22 130V131H23ZM35 130V131H36ZM53 130V129H52ZM60 130V129H59ZM69 130V129H67ZM66 130V131H67ZM141 130V129H140ZM188 130V129H187ZM261 130H264L261 128ZM3 131V130H2ZM31 131V130H28ZM27 131V132H28ZM45 131V130H44ZM41 130V134L42 132H44ZM47 131V130H46ZM45 131V132H46ZM55 131V130H53ZM71 131V130H69ZM155 131V130H154ZM158 131V130H157ZM193 131V130H192ZM26 132V131H24ZM33 133V130L31 131ZM61 132V131H60ZM59 132V133H60ZM72 132V131H71ZM144 132V131H143ZM191 132V131H189ZM30 133V132H29ZM50 133V132H49ZM73 133V132H72ZM71 133V134H72ZM161 133V131H160ZM168 133V132H167ZM166 133V134H167ZM176 133V132H175ZM210 133V132H209ZM2 134V133H1ZM13 134V133H12ZM28 134V133H27ZM25 134V137L26 135ZM38 134V133H37ZM52 133H50L51 135ZM56 135V132L54 133ZM67 133L65 132L64 135H66ZM144 134V133H143ZM31 135V134H29ZM34 135V134H33ZM58 135V134H57ZM70 135V134H69ZM75 131H74V136H75ZM159 135V132H158ZM223 135V134H222ZM226 135V134H225ZM231 135V134H229ZM9 136V135H8ZM12 136V135H11ZM10 136V137H11ZM23 136V135H22ZM38 136H40V134H38ZM37 136V137H38ZM45 136V135H44ZM49 137V135H47ZM46 136V137H47ZM54 136V135H52ZM59 136V135H58ZM92 136V135H91ZM148 136V135H147ZM151 136V135H150ZM185 136V135H182ZM197 136V134H196ZM211 136V135H210ZM242 136V135H241ZM30 137V136H29ZM57 137V136H56ZM66 137V136H64ZM201 137V136H200ZM14 139L16 137H13ZM13 138L11 140H13ZM28 138V137H27ZM45 138V137H44ZM50 138V137H49ZM58 138V137H57ZM75 138V137H74ZM181 138V137H179ZM209 137H206V139ZM212 138V137H211ZM210 138V140H211ZM217 138V137H216ZM225 138V137H223ZM232 138V136H231ZM236 138V137H235ZM10 139V138H9ZM7 139V142L8 140ZM24 139V137H23ZM22 139V140H23ZM26 139V138H25ZM34 139V137H33ZM41 139V138H40ZM39 139V140H40ZM52 139V138H51ZM54 139V138H53ZM73 138H71L70 140H72ZM78 139V138H77ZM86 139V138H85ZM105 139V140H107ZM139 139V138H138ZM215 139V138H214ZM220 139V138H219ZM237 139V140H238ZM16 140V139H15ZM21 140V141H22ZM29 140V139H28ZM42 140H47L46 139H42ZM183 140V137H182ZM181 140V141H182ZM225 140V139H224ZM221 140V141H224ZM19 141V140H18ZM20 141V142H21ZM37 141V140H36ZM35 141V142H36ZM54 141V140H53ZM74 141V140H73ZM72 141V145L74 144ZM94 141V140H93ZM184 141V140H183ZM188 141V140H187ZM190 141V140H189ZM23 142V141H22ZM21 142V143H22ZM30 141H28L29 143ZM39 142V141H38ZM43 142V141H42ZM41 142V143H42ZM75 142V141H74ZM110 142V141H109ZM186 142V141H185ZM183 142V146L185 148V146L187 145V147L189 146H194V144L192 143H185ZM207 142V141H206ZM240 142V143H242ZM16 143V142H15ZM14 143V144H15ZM32 143V141H31ZM29 143V144H31ZM52 143V142H51ZM50 143V145H51ZM70 143V142H69ZM103 147H106V145H110L109 149L107 150V156H113L114 159L112 161H114L115 159H117L118 161H120V163L122 165H128L130 164V161L127 162L128 160H126L125 158H130L133 162H138L141 158L137 155L138 150H141V148L139 149L138 144L136 142H130L128 141L125 144H117V146H115V144H109L108 142H104ZM171 143V142H170ZM182 143V142H181ZM204 143H205V139H204ZM203 142H199L198 145L196 144V146L200 149V154L202 153L203 155L207 156L208 158L211 156H214L215 159L217 158V156L222 155L221 152H225L227 149L225 147H222L223 145H216L214 147L213 144L209 145L204 144ZM5 144V143H4ZM9 144V143H8ZM18 144V143H16ZM33 144V143H32ZM35 144L38 145V143L36 142ZM180 144V143H179ZM218 144V143H216ZM226 144V143H225ZM21 144H19L20 146ZM41 145V144H40ZM36 146V147H40ZM43 145V144H42ZM55 145V144H54ZM75 145V144H74ZM73 145V146H74ZM141 145V143H140ZM159 145V144H158ZM4 146V145H3ZM9 145H7L8 148ZM13 146V144H12ZM32 146V145H31ZM46 146V145H45ZM49 146V144L47 145ZM218 146V147H217ZM225 146V145H224ZM2 147V146H1ZM15 147V146H14ZM18 147V146H16ZM13 148V150L17 149V148ZM55 147V146H54ZM63 147V146H62ZM85 147V146H84ZM182 147V146H181ZM187 147L185 148V150L187 149ZM230 147V146H229ZM4 148V147H2ZM11 148V147H10ZM9 148V149H10ZM24 148V147H23ZM22 148V150H23ZM57 148V146L55 147V149ZM59 148V147H58ZM57 148V149H58ZM71 148V147H70ZM160 148V147H159ZM176 148V147H175ZM180 148V147H177ZM30 149V148H29ZM37 149V148H36ZM41 149V147H40ZM44 149V148H43ZM74 149V148H72ZM158 149V147L156 145L150 144V145H145L142 148V151L149 153L147 155V157H151L152 155H156L154 151H156ZM173 151V148H171ZM190 149V148H189ZM245 149V148H244ZM4 150V149H3ZM2 150V151H3ZM11 150V149H10ZM19 150V148H18ZM16 150V151H18ZM25 150V148H24ZM31 150V149H30ZM67 150V149H66ZM94 150V149H93ZM161 150V149H160ZM165 150V149H164ZM179 150V149H178ZM184 150V149H183ZM184 150V151H185ZM232 150V149H231ZM9 151V150H7ZM29 151V150H28ZM34 151V150H33ZM39 151V150H38ZM42 151V150H41ZM40 151V152H41ZM54 151V150H53ZM177 151V150H176ZM196 151L197 148H196ZM195 151V154H199L198 152ZM32 152V151H31ZM47 151L45 150V153ZM49 152V151H48ZM159 152V151H158ZM14 153V152H13ZM16 153V152H15ZM18 153L20 154V152L18 151ZM25 153V152H24ZM23 153V154H24ZM27 153V152H26ZM30 153V152H28ZM27 153V154H28ZM43 153V152H42ZM52 153V151H51ZM56 153H60V152H56ZM55 153V154H56ZM64 153V152H63ZM74 153V152H73ZM186 153V152H185ZM188 153V152H187ZM226 156H227V152ZM224 153V154H225ZM2 154V153H1ZM44 154V153H43ZM78 154V153H77ZM191 154V153H190ZM199 154V155H200ZM223 154V155H224ZM4 155V153H3ZM17 155V154H16ZM25 155V154H24ZM32 156L33 154H29V156ZM39 154H37L38 157ZM65 155V154H64ZM70 155V154H69ZM72 155V154H71ZM158 155V154H157ZM7 156V155H6ZM10 156V153H9ZM8 156V157H9ZM52 156V155H51ZM57 156V154L55 155ZM62 156V155H61ZM84 156V155H83ZM146 156V155H144ZM181 156V155H180ZM183 156V155H182ZM185 156V155H184ZM3 157V156H1ZM14 156H10V158H6L5 156L3 157V159H5L2 162H0V192H3L1 190L6 189L5 191L7 192L8 190H12L15 189L16 190H22L24 191L26 195H28L29 193H31L32 189H28L30 186L28 183H31V179L34 178V174L31 173V171L26 170V168L24 170H22L21 168H14L15 163L11 162ZM27 157V158H28ZM35 157V155H34ZM78 157V156H77ZM89 157V156H88ZM93 157V156H92ZM176 157V156H174ZM179 157V156H178ZM188 157H191L188 156ZM222 157V156H221ZM20 158V157H19ZM26 158V157H24ZM26 158V159H27ZM39 158V157H38ZM41 158V157H40ZM39 158V159H40ZM44 158V157H42ZM47 158V157H45ZM53 158V157H52ZM58 158V157H57ZM66 158V157H65ZM64 158V159H65ZM177 158V157H176ZM200 158V157H199ZM220 157H218L219 159ZM2 159V160H3ZM8 159H11V161L9 162ZM30 160H32L31 158H29ZM67 159V158H66ZM111 159V158H110ZM145 159V158H144ZM168 159V158H167ZM173 159V158H172ZM183 159V158H182ZM217 159V160H218ZM0 160V161H2ZM18 160V159H17ZM22 160V159H21ZM25 159H23L24 161ZM43 160V159H42ZM41 160V161H42ZM85 160V159H84ZM159 160V158H158ZM157 160V161H158ZM33 161V160H32ZM37 161V160H36ZM47 161V160H46ZM55 161V159H54ZM70 161V160H69ZM68 161V162H69ZM73 162V160H71ZM75 161V160H74ZM77 161V160H76ZM86 161V160H85ZM89 161V159L87 160ZM28 162V161H27ZM35 162V161H34ZM56 162H59V159ZM61 162V160H60ZM83 162V161H82ZM150 162V161H149ZM199 162V161H198ZM201 162V160H200ZM224 162V161H223ZM222 162V163H223ZM10 163H13V165H11ZM20 163V162H19ZM31 164V162H29ZM49 163V161H48ZM55 163V162H54ZM63 163V162H62ZM61 163V164H62ZM74 163V162H73ZM72 163V164H73ZM78 163V162H77ZM84 163V162H83ZM86 163V162H85ZM142 163V162H141ZM151 163V162H150ZM173 163V162H172ZM10 164V165H8ZM26 164V162H25ZM58 164V163H57ZM82 164V163H81ZM166 164V163H165ZM171 164V163H170ZM201 164V163H199ZM204 164V163H203ZM23 165V164H21ZM36 165V164H33ZM39 165V162H38ZM54 165V164H53ZM80 165V164H79ZM83 165V164H82ZM88 165V164H87ZM85 165V166H87ZM89 165H90V161H89ZM88 165V168H89ZM20 166V164H19ZM28 166V164L26 165V167ZM32 166V164H31ZM63 166V165H62ZM84 166V165H83ZM16 167H18V163L16 164ZM33 167V166H32ZM46 167V165H45ZM49 167V166H48ZM55 167V166H54ZM59 167V165H58ZM78 167V166H77ZM81 167V166H80ZM205 167V170L207 171L208 169H210V166L208 164V162L203 166V168ZM212 167V166H211ZM218 168V166H216ZM9 168H14L15 171L18 170V172L20 171L23 176H21L20 178L17 177V180L13 179L11 181H8V183L6 182L7 178L10 179L12 176V174H14V171L12 169ZM37 170L39 167H36ZM44 168V167H42ZM52 168V166H51ZM56 168V167H55ZM83 170L85 169V167H82ZM213 168V167H212ZM30 169V168H29ZM50 169V168H46ZM61 169V168H60ZM58 169V172L59 170ZM75 169V168H74ZM81 169V168H80ZM240 169V168H239ZM33 170V168H32ZM36 170V169H35ZM70 170L73 169L70 168ZM76 170V169H75ZM79 170V169H77ZM76 170V171H77ZM167 170V169H166ZM165 170V171H166ZM182 170V169H181ZM48 171V170H47ZM54 171V168H53ZM52 171V172H53ZM63 171V170H62ZM65 171V170H64ZM168 171V170H167ZM38 172V171H36ZM56 172V171H55ZM57 172V174H58ZM78 172V171H77ZM76 172V174H77ZM80 172V171H79ZM113 172V171H112ZM161 172V171H159ZM172 172V171H171ZM182 172V171H179ZM64 173V172H62ZM69 173V171H68ZM20 174V175H22ZM33 174V176H32ZM54 174V173H53ZM52 174V175H53ZM71 174V173H70ZM75 174V173H73ZM158 174V173H157ZM160 174V173H159ZM37 175V173H36ZM51 174H49V176H52ZM68 175V174H67ZM65 175V176H67ZM115 175V174H114ZM16 176V175H15ZM38 176V175H37ZM42 176V174H41ZM45 176V174H44ZM48 176V175H47ZM56 176V174L54 175ZM59 176V174H58ZM64 176V175H63ZM69 176V175H68ZM76 175H74L75 178ZM182 176V175H181ZM240 176V175H239ZM14 177V176H13ZM33 177V178H32ZM61 179L62 177L59 176ZM78 177V176H77ZM109 177V175H108ZM113 177V176H112ZM155 177V176H154ZM180 177V176H179ZM205 178V175L203 176ZM208 177V176H207ZM39 180L40 176L37 177ZM56 178V177H55ZM54 178V179H55ZM66 179V177H64ZM68 178V177H67ZM202 178V177H201ZM210 178V176H209ZM214 179V177H211ZM210 178V180H211ZM42 179V178H41ZM40 179V180H41ZM44 179V178H43ZM53 179V180H54ZM69 179V178H68ZM176 179V178H175ZM198 179V178H196ZM39 180V182H40ZM72 180V179H71ZM70 180V181H71ZM124 180V179H123ZM169 180V179H168ZM167 180V181H168ZM190 180V179H189ZM186 181L185 184L183 185L182 189L183 191L188 189L189 187H192L191 185L194 184V180L192 181ZM201 180V179H200ZM205 180V179H204ZM35 181V180H34ZM45 181V180H44ZM41 181V182H44ZM47 181V180H46ZM46 181L44 182L46 185ZM49 181V180H48ZM55 181V180H54ZM65 181V180H64ZM76 181V180H75ZM78 181V180H77ZM136 180L132 181L129 180L127 181V188L126 186H124V183H121L119 186H115L114 189H110L111 191L109 192V194L107 195V198L109 199L108 203H107V207H109V209L114 210L115 216L114 220L118 223L122 221V219H124L123 217L125 216L126 212H131L135 211L134 207L131 206L130 204L134 201V199H142L141 201L145 202L146 201V196H145V192L148 189L151 190H155L157 188H159L157 185L153 184V183H141L139 182V184H137L135 182ZM182 181V179H181ZM207 181V180H206ZM213 181V180H212ZM73 182V181H72ZM71 182V183H72ZM87 182V180H86ZM124 182V181H122ZM174 182V181H172ZM36 183V182H35ZM49 183V182H48ZM67 183V182H66ZM83 183V181H82ZM88 183V182H87ZM165 183V184H164ZM161 183L166 185L167 182ZM177 183V182H176ZM200 183V182H198ZM38 184V183H37ZM90 184V183H88ZM97 184V183H96ZM95 184V185H96ZM107 184V183H106ZM53 185L55 186L54 182ZM63 185V184H62ZM67 185V184H66ZM80 185V184H79ZM44 186V185H43ZM60 186V185H59ZM100 186V185H99ZM108 186V185H107ZM163 186V185H162ZM28 187V188H27ZM45 187V186H44ZM66 187V186H64ZM71 187V186H70ZM70 187H67L70 189ZM73 187V186H72ZM77 188L80 186H76ZM75 187V188H76ZM90 187V186H89ZM165 187V186H164ZM177 187V186H176ZM195 187V186H193ZM27 188V189H24ZM37 188V187H36ZM49 188V187H48ZM82 188V186H81ZM84 188V187H83ZM40 189V188H39ZM55 189V188H54ZM58 188H56L55 190H57ZM63 193V187L61 188ZM66 189V188H64ZM95 189V188H94ZM190 189V188H189ZM41 190V189H40ZM46 190V189H45ZM53 190V189H52ZM60 190V189H59ZM71 190V189H70ZM77 190V189H76ZM88 190V189H87ZM102 190V188H101ZM104 190V189H103ZM102 190V191H103ZM181 190V191H182ZM193 190V189H192ZM4 191V192H5ZM9 192V195L7 196H11L10 193H13L14 195L17 194L18 195V191L14 192ZM35 191V190H34ZM37 191V190H36ZM80 191V190H78ZM77 191V192H78ZM92 191V190H91ZM106 191V189L104 190ZM138 191V192H137ZM158 191V189H157ZM201 191V190H200ZM3 192V193H4ZM41 192V191H40ZM50 192V191H49ZM67 192V191H66ZM71 192V191H70ZM76 192V191H74ZM90 192V191H89ZM97 192V191H96ZM99 192V191H98ZM108 192V191H107ZM154 192V191H153ZM175 192V193H174ZM174 196H176V194H181L180 192H177V190L174 189ZM185 192V191H184ZM191 192V191H190ZM217 192V191H216ZM35 193V192H34ZM55 193V192H54ZM58 193V191H57ZM68 193V192H67ZM82 193V192H81ZM80 193V194H81ZM106 193V192H104ZM145 193V194H144ZM157 194V192H155ZM187 193V192H186ZM202 193V192H201ZM204 193V192H203ZM6 194V193H5ZM36 194V193H35ZM40 194V193H38ZM37 194V196H38ZM44 194V191H43ZM65 194V191H64ZM97 194V193H96ZM153 194V193H151ZM155 194V195H156ZM200 194V193H199ZM198 194V195H199ZM218 194V193H217ZM1 195H3L1 193ZM25 195V196H26ZM31 195V194H30ZM71 195V194H70ZM84 195V193L82 194ZM102 195V194H101ZM154 195V196H155ZM168 195V194H167ZM32 196V195H31ZM36 196V197H37ZM41 196V195H40ZM63 196V195H62ZM68 196V195H67ZM93 196V195H92ZM104 196V195H103ZM185 196V195H183ZM191 195L189 194V197ZM202 196V195H201ZM4 197V196H2ZM13 197V196H12ZM11 197V199H12ZM96 197V196H95ZM151 197V195H150ZM180 197H182L180 195ZM188 197V195H187ZM188 197V198H189ZM192 198H194L193 196H191ZM204 197V196H203ZM1 198V197H0ZM5 198V197H4ZM14 198V197H13ZM31 198V197H30ZM51 198V197H50ZM90 198V197H89ZM97 198V197H96ZM149 198V197H148ZM165 198V197H164ZM164 198L162 199L161 196H157V198H154V201H157L158 203H156L158 206L159 204L162 203V200H164ZM187 198V199H188ZM200 198V197H199ZM208 198V197H207ZM257 198V197H256ZM255 198V199H256ZM10 199V198H9ZM10 199V200H11ZM26 199V198H25ZM35 199V198H34ZM46 199V198H45ZM48 199V198H47ZM57 199V197H56ZM60 199V198H59ZM82 197H66V204H70L72 206H74L76 208V206L83 208H89L88 205L83 202ZM91 199V198H90ZM100 199V198H99ZM103 199V198H102ZM191 199V198H190ZM15 199H12L11 201H13ZM17 200V199H16ZM22 200V199H21ZM24 200V199H23ZM32 200V198H31ZM63 200V198H62ZM97 200V199H96ZM186 200V199H185ZM200 200V199H198ZM257 200V199H256ZM5 201V200H3ZM26 202H22V203H18L17 207L19 205L23 206L24 205H28V207L32 206V207H37L39 208L41 205L37 204L35 201V203H33L30 200H24ZM44 201V200H43ZM57 201V200H55ZM61 201V200H59ZM88 201V200H87ZM137 201V200H136ZM141 201L139 202V204H141ZM152 201V200H151ZM182 201V200H181ZM197 201V200H196ZM250 201V200H249ZM8 203V201H6ZM38 202V199H37ZM42 202V201H41ZM92 202V201H90ZM167 202V201H165ZM192 202V201H191ZM190 202V203H191ZM195 202V201H194ZM261 202V201H260ZM10 203V201H9ZM55 203V202H54ZM89 203V202H88ZM97 203V202H96ZM95 203V205H96ZM149 203V201H148ZM189 203V202H187ZM197 203V202H196ZM247 203V202H246ZM14 204V202H13ZM47 204V203H46ZM45 204V205H46ZM62 204V203H60ZM101 204V203H100ZM145 204V203H144ZM155 204V203H154ZM168 204V203H167ZM170 204V203H169ZM168 204V206H169ZM194 204V203H193ZM260 204V203H259ZM1 205V204H0ZM7 205V204H6ZM11 205V204H10ZM92 205V204H90ZM146 205V204H145ZM150 204H148L147 206H149ZM163 205V204H162ZM245 206H247V204L244 203ZM3 206V205H2ZM8 206V205H7ZM16 206V204H15ZM44 206V205H43ZM51 206V205H50ZM62 206V205H61ZM131 206V207H130ZM152 206V205H151ZM167 206V207H168ZM200 206V203H199ZM6 207V206H5ZM10 207V206H9ZM8 207V208H9ZM14 207V206H13ZM12 207V208H13ZM54 207V206H53ZM63 207V206H62ZM106 207V206H104ZM106 207V209H107ZM130 207V208H129ZM142 207V206H141ZM161 207V206H160ZM159 207V208H160ZM176 207V206H175ZM174 206H172L173 211L175 209ZM182 207V206H181ZM4 208V206H3ZM11 208V207H10ZM23 208V207H22ZM25 208V206H24ZM23 208V210H24ZM31 208V207H30ZM42 208V207H40ZM37 210V212H31L27 211L29 214L23 213L22 211H17L16 212H11V215L6 214L7 216L5 217V213L4 215H2L3 217L0 218V223L3 224V227L0 228V264H51L52 262V255L50 254L49 249H51L52 247H55V244L58 242L55 238H53L51 241H49V239L51 237H48V241L47 239H44L42 236H44L46 233H42V231L38 228V226L40 227V223L41 220L45 219L47 220L50 216L46 215V212L44 213V211L42 212V210ZM48 208V207H47ZM61 208V207H60ZM57 208V209H60ZM91 208V206H90ZM98 208V207H97ZM134 208V209H133ZM153 208V206L151 207ZM177 208V207H176ZM186 208H189L188 206ZM193 208V207H192ZM245 207H242V209ZM20 209V207L18 208ZM28 209V208H25ZM56 210V208H54ZM68 209V208H67ZM74 209V208H73ZM73 209L71 210V212L73 211ZM100 209V208H99ZM105 208H103L102 210H106ZM140 209V207H139ZM163 209V208H162ZM165 209V208H164ZM170 209V207H169ZM168 209V210H169ZM191 209V208H189ZM188 209V210H189ZM195 209V208H194ZM241 208H239V211ZM12 210V209H10ZM30 210V209H29ZM44 210V208H43ZM48 210V209H47ZM53 210V209H52ZM63 210V209H62ZM77 210V209H76ZM137 210V209H136ZM165 212V214L167 213V211ZM180 210V209H179ZM184 211V209H182ZM187 210V211H188ZM196 210V209H195ZM244 210V209H243ZM242 210V211H243ZM7 210H5L6 212ZM14 211V210H13ZM81 211V209H80ZM109 211V210H108ZM163 211V210H162ZM178 211V210H177ZM198 211V210H196ZM236 211V210H235ZM250 211V210H249ZM253 211V210H252ZM4 212V211H3ZM50 212V211H49ZM61 212V211H58ZM57 212V213H58ZM95 212V211H94ZM186 212V210L184 211ZM190 213V211H188ZM192 212V210H191ZM247 212V211H246ZM255 214L258 213H263L264 212V200L263 202L260 204V206L254 211ZM253 212V213H254ZM8 213V211H7ZM13 213V214H12ZM53 214V212H51ZM62 213V212H61ZM64 213V212H63ZM79 213V211L77 212ZM81 213V212H80ZM138 213V211H137ZM174 214H176L175 212H173ZM187 213V212H186ZM203 213V211H202ZM201 213V215H202ZM242 213V212H241ZM249 213V212H248ZM246 213V214H248ZM3 214V213H2ZM10 214V213H9ZM32 214V215H30ZM60 214V213H59ZM129 214V213H128ZM173 214V215H174ZM210 214V213H209ZM54 216H57V214L55 215V213L53 214ZM62 215V214H60ZM72 215V214H70ZM74 215V214H73ZM72 215V216H73ZM80 215V214H79ZM96 215V214H95ZM181 215V214H180ZM191 215V214H189ZM207 215V214H206ZM205 215V217H206ZM211 215V214H210ZM219 215V216H218ZM222 215V216H221ZM251 215V214H250ZM260 215V214H258ZM64 216V214H63ZM69 218V215H66ZM98 216V215H97ZM104 216V215H103ZM112 216V214L110 215ZM109 216V217H110ZM117 216V217H116ZM127 216V215H126ZM131 216V215H130ZM133 216V215H132ZM170 216H172L170 214ZM176 216V215H175ZM188 216V215H187ZM186 216V217H187ZM231 216V215H230ZM241 216V215H240ZM243 216V215H242ZM257 216V215H256ZM264 216V215H263ZM8 217V218H7ZM59 217V216H58ZM71 217V216H70ZM108 217V214H107ZM136 218V216H134ZM173 217V216H172ZM171 217V218H172ZM178 217V216H177ZM185 217V216H184ZM190 217V216H189ZM188 217V218H189ZM208 217V216H207ZM206 217V218H207ZM210 217V216H209ZM215 217L214 219H216V216L212 215V218ZM249 217V216H246ZM60 218V217H59ZM62 218V217H61ZM73 218V217H72ZM92 218V217H91ZM97 218V217H96ZM95 218V219H96ZM105 218V217H104ZM112 219V217H110ZM127 218V217H126ZM129 218V217H128ZM150 218V217H149ZM241 218V217H240ZM250 218V217H249ZM263 219H261L260 221H257L256 224L254 225V229L258 228V227H263L264 228V217H261ZM6 219V222H4V220ZM51 219V218H49ZM57 219V218H56ZM63 219V218H62ZM61 219V220H62ZM65 219V218H64ZM81 219V218H80ZM95 219L93 221H95ZM99 219L102 220V218L99 217ZM108 219V220H111ZM168 219V218H167ZM180 219V217H179ZM184 219V218H181ZM198 219V218H197ZM239 219V217H238ZM257 219V218H256ZM260 219V218H259ZM75 220V219H74ZM126 220V219H125ZM220 220V221H221ZM226 220V219H225ZM244 220H246L244 218ZM40 223H39V222ZM48 221V220H47ZM53 221V220H52ZM57 221V220H56ZM67 222V220H65ZM98 221V220H97ZM124 221V220H123ZM131 221V220H130ZM171 221V220H170ZM243 221V220H242ZM4 222V223H2ZM51 222V220H50ZM49 222V223H50ZM55 222V221H54ZM61 222V221H59ZM72 222V221H71ZM78 222V221H77ZM76 222V223H77ZM83 222V221H82ZM108 222V221H106ZM127 222V221H124ZM142 222V220H141ZM140 222V223H141ZM212 222V221H211ZM244 222V221H243ZM253 222V221H251ZM45 222H43L44 225ZM75 223V222H74ZM75 223V224H76ZM92 222H90L89 224H91ZM96 223V222H95ZM104 223V222H103ZM111 223V222H110ZM114 223V222H113ZM132 223V222H131ZM166 223V222H165ZM168 223V222H167ZM46 224V223H45ZM51 224V223H50ZM49 224V225H50ZM56 224V223H55ZM62 224V222H61ZM65 226L66 223H63ZM69 224V223H68ZM81 224V222H80ZM98 224V223H97ZM101 224V223H100ZM127 224V223H126ZM125 224V225H126ZM130 224V223H129ZM135 225V223H133ZM139 224V223H138ZM145 224L142 223V225ZM171 224V223H170ZM169 224V225H170ZM174 224V223H173ZM239 224V223H237ZM42 225V226H43ZM48 226V223L46 224ZM43 226L44 228L47 226ZM57 225V224H56ZM79 225V224H78ZM83 225V224H82ZM85 225V224H84ZM106 225H109L106 224ZM114 225V224H113ZM122 225V224H121ZM137 225V223H136ZM158 225H161L160 223ZM168 225V224H167ZM178 225V224H177ZM176 225V226H177ZM182 225V224H181ZM241 225V223H240ZM59 226V225H58ZM70 226V225H69ZM68 226V227H69ZM77 226V225H76ZM87 226V225H86ZM89 226V225H88ZM93 226V225H91ZM95 226V225H94ZM123 226V225H122ZM132 226V224H131ZM239 226V225H236ZM49 227V226H48ZM53 227V226H52ZM67 227V228H68ZM72 227V226H71ZM78 227V226H77ZM85 227V226H84ZM96 227V226H95ZM99 227V226H98ZM101 227H105L101 226ZM108 227V226H107ZM111 227V226H110ZM133 227V226H132ZM135 227V226H134ZM148 227V226H147ZM145 227V230L146 228ZM170 228L169 226H166V228ZM235 227V226H234ZM246 227H248L246 225ZM55 228V227H54ZM53 228V230H54ZM66 228V229H67ZM80 228V227H79ZM88 228H92V227H88ZM109 228V227H108ZM125 228H127L125 226ZM138 228V227H137ZM149 228V227H148ZM178 228V227H177ZM229 228V227H228ZM252 228V227H251ZM46 229H52L50 228H45ZM64 229V228H63ZM72 229V228H71ZM69 227V230H71ZM76 229V227H75ZM74 229V230H75ZM83 228H81L82 230ZM87 229V227H86ZM94 229V227H93ZM103 229V228H102ZM112 229V228H110ZM121 229V228H120ZM142 229V228H140ZM144 229V228H143ZM152 229V228H151ZM190 229V228H189ZM235 229V228H233ZM50 230H46V232L48 233V231ZM61 230V229H60ZM85 230V229H84ZM122 230V229H121ZM125 230V229H124ZM130 229H128L129 231ZM138 230V229H137ZM144 230V231H145ZM150 230V229H149ZM169 231L171 229H168ZM167 229L164 230V232L162 233H156L158 230L155 229L153 231L152 234H150L152 237H154L156 239V237H159L158 239H163L165 241V237H166V233L169 232ZM173 230V229H172ZM171 230V231H172ZM257 230V229H256ZM44 231V230H43ZM63 231V230H62ZM61 231V232H62ZM66 231V230H65ZM79 231V230H78ZM86 231V230H85ZM89 233H90V229H88ZM98 231V230H97ZM113 231V230H112ZM111 231V232H112ZM139 231V230H138ZM148 231V230H146ZM151 231V230H150ZM160 231V229H159ZM174 231V230H173ZM45 232V231H44ZM52 232V231H51ZM58 232V231H57ZM82 232V231H81ZM84 232V231H83ZM99 232V231H98ZM97 232V233H98ZM102 232V231H101ZM117 232V231H116ZM133 232V231H131ZM135 232V231H134ZM239 232V231H238ZM249 232V231H248ZM246 232V233H248ZM63 233V232H62ZM74 233V231H73ZM77 233V230H76ZM88 233V232H87ZM85 232V234H87ZM93 233V232H92ZM95 233V231H94ZM93 233V234H94ZM127 233V232H125ZM144 233V232H143ZM149 233V232H148ZM147 233V234H148ZM236 233V230H233V234ZM50 234V233H49ZM53 234V232H52ZM71 234V232H70ZM79 234V233H78ZM84 234V233H83ZM92 234V235H93ZM96 234V233H95ZM114 234V233H111ZM130 234V233H129ZM128 234V235H129ZM146 234V233H145ZM162 234V235H161ZM208 234V233H207ZM227 234V233H226ZM55 235V234H54ZM60 235V233H59ZM69 235V233L67 234ZM74 235V234H73ZM91 235V233L89 234ZM91 235V236H92ZM98 235L100 236V234L98 233ZM125 235V234H124ZM127 235V236H128ZM142 235V233H141ZM149 235V236H150ZM248 234H246V237L248 239ZM250 235V234H249ZM257 235L260 236L261 242L258 243V248H262L264 246V231L261 233H259V231L257 232ZM47 236H51L48 235ZM53 236V235H52ZM66 236V235H65ZM83 236V235H82ZM105 236V235H104ZM130 236V235H129ZM145 236V235H144ZM230 236V235H229ZM235 236V234H234ZM239 236V235H238ZM57 237V236H56ZM138 237V236H137ZM195 237V236H194ZM203 237V236H202ZM59 238H63V237H59ZM70 238V237H69ZM82 238V237H81ZM87 238V237H86ZM111 238V237H110ZM128 238V237H127ZM126 238V239H127ZM141 238V237H140ZM146 238V237H145ZM197 238V237H196ZM235 238V237H234ZM259 238V237H258ZM80 239V238H79ZM84 239V238H82ZM96 239V238H95ZM116 239V237H115ZM126 239L124 241H126ZM182 239V238H181ZM237 239V238H236ZM238 239H241L240 237ZM56 240V241H55ZM60 240V239H59ZM89 240V237H88ZM97 240V239H96ZM137 240V239H136ZM142 240V239H140ZM151 240V239H149ZM234 240V239H233ZM242 240V239H241ZM259 240V239H258ZM70 241V240H69ZM74 241V240H73ZM81 241V240H80ZM112 241V240H111ZM139 241V239H138ZM146 241V240H145ZM160 241V240H157ZM162 241V240H161ZM167 241V240H166ZM194 241V240H193ZM60 242V241H59ZM64 243V240L62 241ZM60 242V243H62ZM67 242V241H66ZM72 242V241H70ZM115 242V241H114ZM130 242V240H129ZM134 242V241H133ZM136 242V241H135ZM141 242V241H140ZM139 242V243H140ZM143 242V241H142ZM141 242V243H142ZM153 243V241H151ZM155 242V241H154ZM163 242V241H162ZM243 242V241H240ZM245 242V241H244ZM243 242V243H244ZM249 241H247L248 243ZM73 243V242H72ZM81 243V242H80ZM84 243V242H83ZM95 243V242H94ZM112 243V242H111ZM120 242V246H121ZM125 243V242H124ZM128 243V241H127ZM126 243V244H127ZM157 243V242H156ZM165 243V242H164ZM246 246L249 247V245ZM68 244V242H67ZM76 244V243H75ZM93 244V243H92ZM128 247L129 246H126ZM137 244V243H136ZM146 246L148 245V243H145ZM160 245V243H158ZM163 243H161L162 245ZM240 244V243H239ZM66 245V244H65ZM69 245V244H68ZM78 245H79V241H78ZM119 245V244H118ZM123 245V247H124ZM134 245V244H133ZM140 245V244H138ZM138 245L136 248H138ZM144 245V244H143ZM165 245V244H164ZM235 245V244H234ZM245 245V243L243 244ZM52 246V247H51ZM73 246V245H72ZM77 246V245H76ZM75 246V249H76ZM91 246V245H90ZM114 245H112L113 247ZM132 246V245H131ZM145 246V247H146ZM180 246V245H179ZM236 246V245H235ZM78 247V246H77ZM84 247V245H80V248ZM87 247V246H86ZM119 247V246H118ZM122 247V246H121ZM134 247V246H133ZM143 247V246H142ZM149 247V246H148ZM154 246H152L153 248ZM231 248V245L229 246ZM244 247V246H242ZM247 247V248H248ZM252 247V246H251ZM254 247V246H253ZM57 248H59V246H57ZM69 248V247H68ZM67 248V249H68ZM156 248V247H155ZM154 248V249H155ZM229 248V249H230ZM233 248V247H232ZM237 249L241 248L240 245L238 247H236ZM246 248V247H244ZM55 249V248H54ZM71 249V248H69ZM74 249V250H75ZM84 249L85 248H81ZM113 249V248H112ZM127 249V248H126ZM125 249V250H126ZM130 249V248H129ZM125 251L126 253H128V250ZM144 249V248H143ZM158 249V248H157ZM234 249V248H233ZM250 249V248H248ZM247 249V250H248ZM59 250H61L59 248ZM79 250V249H78ZM86 250H88L86 248ZM106 250V249H105ZM109 250V249H108ZM123 250V249H122ZM133 250V248H132ZM131 250V251H132ZM142 250V249H141ZM244 250V249H243ZM259 250V249H258ZM264 250V249H263ZM69 251V250H68ZM81 251V250H80ZM79 251V253H80ZM104 251V250H103ZM111 251V250H109ZM151 251V250H150ZM160 251V250H159ZM246 250H244V253ZM52 252V251H51ZM61 252V251H60ZM71 252V251H70ZM106 252V251H105ZM152 252V251H151ZM187 252V251H186ZM233 253H235L232 250ZM252 252V251H251ZM74 253V252H73ZM76 253H78L76 251ZM74 253V254H76ZM84 253V252H82ZM122 253V252H121ZM132 253V252H131ZM232 253V254H233ZM254 253V252H253ZM252 253V254H253ZM54 254V253H53ZM72 254V253H69ZM68 255L69 256L71 255ZM73 254V255H74ZM98 254V253H97ZM100 254V253H99ZM125 254V253H124ZM140 254V253H139ZM145 254V253H144ZM236 254V253H235ZM243 254V253H242ZM251 253H248V255ZM251 254V255H252ZM262 254V253H261ZM65 255V254H64ZM65 255V259L66 256ZM92 255V254H90ZM89 255V256H90ZM135 256V252L134 254H132V256ZM138 255V253H137ZM157 255V254H156ZM219 255V254H218ZM228 255V254H226ZM225 255V256H226ZM234 255V254H233ZM232 255V257H233ZM237 255V254H236ZM240 255V254H239ZM247 255V256H248ZM77 257V255H75ZM94 256V255H93ZM130 256V258L132 257ZM141 256V255H140ZM219 256H222L221 254ZM217 256V257H219ZM224 256V255H223ZM222 256V257H223ZM253 256V255H252ZM64 257V256H63ZM81 257V256H80ZM79 257V258H80ZM124 257V256H123ZM128 257V255H127ZM142 257V256H141ZM207 257V256H206ZM216 257V258H217ZM221 257V261L222 258ZM236 257V256H235ZM239 257V256H238ZM251 257V256H250ZM57 258V256H56ZM59 258V256H58ZM60 258H62L60 256ZM59 258V259H60ZM74 258V256H73ZM84 258V256H83ZM129 258V257H128ZM127 258V259H128ZM129 258V260H130ZM134 258V257H133ZM143 258V257H142ZM241 258V259H240ZM239 259H234V264H248V260L242 259L243 257H240ZM260 257L257 256V258L255 259H259ZM64 259V258H62ZM61 259V260H62ZM72 259V258H70ZM75 259V258H74ZM92 259V258H91ZM132 259V258H131ZM137 260V258H134ZM150 259V258H149ZM254 259V260H255ZM57 261V259H55ZM90 260V259H89ZM95 260V259H94ZM99 260V259H98ZM109 260V259H107ZM116 260V259H115ZM162 260V259H161ZM261 264H264V254H262V257L259 259ZM55 264H58V262H61L60 260ZM85 261V260H84ZM92 261V260H91ZM103 261V260H101ZM105 261V260H104ZM128 261V260H127ZM126 261V262H127ZM139 261V259H138ZM142 261V260H140ZM156 261V260H155ZM158 261V260H157ZM219 261V262H221ZM226 261V260H225ZM64 262H68V261H64ZM69 262L71 263V260H69ZM68 262V263H69ZM72 262H75V260ZM81 262V261H80ZM79 262V264H80ZM88 262V261H87ZM94 262V261H92ZM98 262V261H97ZM96 262V264H98ZM106 262V261H105ZM113 262V261H112ZM135 262V261H134ZM137 262V261H136ZM135 262V263H136ZM146 262V260L144 261ZM217 262V261H216ZM228 262V261H227ZM65 263V264H66ZM85 263V262H84ZM95 263V262H94ZM111 263V262H110ZM131 263V261H130ZM140 263V262H139ZM154 263V262H153ZM202 263V262H201ZM214 263V262H213ZM251 263V262H250ZM253 263V262H252ZM255 263V262H254ZM73 264V263H72ZM83 264V262H82ZM93 264V263H91ZM104 264V263H103ZM113 264V263H112ZM121 264V263H120ZM128 264V263H127ZM138 264V263H137ZM158 264V263H157ZM215 264V263H214ZM217 264V263H216ZM257 264V263H256ZM259 264V263H258Z\"/></svg>",
	"mask_w": 264,
	"mask_h": 264
}]
</instances>
